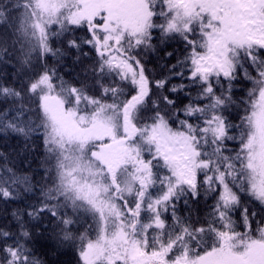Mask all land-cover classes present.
I'll return each mask as SVG.
<instances>
[{"label":"snow or ice","instance_id":"snow-or-ice-1","mask_svg":"<svg viewBox=\"0 0 264 264\" xmlns=\"http://www.w3.org/2000/svg\"><path fill=\"white\" fill-rule=\"evenodd\" d=\"M10 136L0 264H264V0H0Z\"/></svg>","mask_w":264,"mask_h":264},{"label":"trees","instance_id":"trees-1","mask_svg":"<svg viewBox=\"0 0 264 264\" xmlns=\"http://www.w3.org/2000/svg\"><path fill=\"white\" fill-rule=\"evenodd\" d=\"M237 90L242 93L245 92V89L242 86H240ZM24 153L25 145L21 139L12 136L6 139L0 137V156L7 158V162L10 165L15 164L17 169H19L20 173L26 174L29 176V178H32L35 173L33 171H29L26 166L23 168H21L20 166V158ZM40 153L41 148L39 145V141H37L36 145L34 146V152L28 153L29 159L31 160V167L33 170L42 171V169L40 168V163L42 160V156L40 155ZM5 162L6 161L4 159L0 158V166H2ZM36 179H39L38 175H36ZM21 206L22 205L20 201L7 205L9 209L18 208ZM54 259L58 261V264H74L73 255L71 252H67L66 254L55 257Z\"/></svg>","mask_w":264,"mask_h":264}]
</instances>
